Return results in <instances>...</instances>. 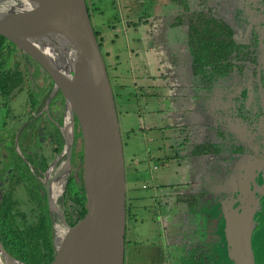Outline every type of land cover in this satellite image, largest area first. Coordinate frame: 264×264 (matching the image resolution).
<instances>
[{"label": "rangeland", "instance_id": "rangeland-1", "mask_svg": "<svg viewBox=\"0 0 264 264\" xmlns=\"http://www.w3.org/2000/svg\"><path fill=\"white\" fill-rule=\"evenodd\" d=\"M87 2H90V0H86ZM175 0H91V2L94 3V5L99 6L101 9H103V13H99L97 11L92 12L90 10L89 5V11H90V21L94 29L98 30L100 32L102 38H101V52L103 53V58L106 63L108 73L110 76V79L113 75H115V70L108 68V64L112 65L114 63V67L116 70H119V72L122 74V92L117 94L115 91H118L116 88L117 84V78H112V87L115 90L114 91V98H115V104L118 110V120L120 123V131L122 138L125 142L124 148H123V154H124V160L126 162V172H127V197L129 195H132L133 193L136 194V192H142V202L146 204L147 200H150V196H152L153 193L150 192L149 189L146 190L145 188H142V185L145 186L146 182H141L142 178H147L148 176V163L146 162L144 157V149H149L152 154H157L159 151H157V145L161 143L162 141L159 140L160 135H167L169 132H171L172 126H163V122H166L168 124V112H179V115L183 116L184 113H181V111L186 110L187 107H190L192 109H197V106L199 105L198 99L193 98V91L192 87L193 85H190L186 82L187 76H189L188 82L191 80L192 73L196 72V84L199 81L198 78V67H206L204 64H199L198 61V52L190 45L189 34L186 28V20L182 13H180V8H178L177 4L174 2ZM10 0H0V7L7 9V5L10 3ZM244 4L246 0H243ZM119 3V4H118ZM123 3V4H122ZM125 3V4H124ZM189 9H201L206 11L207 9H219L222 13L223 17L227 18V14L225 12V5L227 6V3L225 0H187ZM246 5V4H245ZM250 7H255V12L262 10L264 11V2L261 3V5L257 6V3H249ZM154 15L157 17V19H152L151 16ZM254 16L255 13L253 14ZM122 16H128L130 19H136L140 16H143V18L146 19V24H143L141 26H137L135 28L130 29L128 32L124 34V32H120L119 30L112 31L107 26L108 22L110 23L111 20H117L121 18ZM258 16V15H257ZM262 17L260 15L258 16V19L256 21H261ZM94 19H97V21ZM234 28V36L236 38H239L241 35H247V32L245 30V24H243L239 17H236L235 22L233 23ZM244 31V32H243ZM254 32V33H253ZM252 41L255 42V31H253ZM194 34V33H193ZM138 41H132V37H139ZM129 37V38H128ZM133 48L135 51H139L138 54L144 56L145 60H147V67H152L156 73L155 78L152 80V83L156 84L157 87V96H154L152 94H146L142 95L138 88L133 87L132 85V77L131 72L129 71V62H128V50L129 48ZM197 57L196 59L193 57ZM11 62L13 64H18V68L22 67V64L18 60L17 56H13ZM20 66V67H19ZM133 71V70H132ZM175 71H178V74L176 75L178 78L174 77ZM245 73L242 74H234L230 78H226L225 80L220 81L221 85H224L223 87H219L214 89V87L211 89H208L210 91L209 94H207V89H205L203 95H210L211 93H218L221 95V107L219 110L221 111V115L217 114V112H212L215 119H219L221 121L227 122L231 121L236 122L238 124L241 123V121H252L256 120V113H253L251 110V101L248 99V93L246 83L249 84V75L247 73V70H244ZM173 72V73H172ZM179 75V76H178ZM22 78V75H21ZM19 82L20 78L19 76L15 77L14 82ZM17 82V83H18ZM260 82V89L261 91H264V72H261V76L259 77ZM114 83V85H113ZM151 83V82H150ZM216 83V82H215ZM21 87V90L17 92L14 96V98L9 102V110L8 115L6 118L7 126L13 127L11 128H2L0 129V135L6 140H9L11 135L14 133L13 142L16 144V146L19 148L18 151L16 147H14V150L12 147L3 145L2 149L4 150V154L1 155V158L4 160L9 161V158H14L15 154L17 153L19 157L24 159L25 163H28L31 161V156L28 155V153L25 151L22 142H30V137L28 133L25 132L23 129H18V133L16 134V127L22 126L26 121V117L24 116V107H23V100H24V89L26 88V81L22 80L21 83H19ZM188 84V85H185ZM228 84V86H227ZM185 85V86H184ZM217 85H219V82H217ZM19 90V89H18ZM136 93H135V92ZM251 93L253 92L252 88L250 89ZM174 94V95H173ZM197 94L201 95V92L198 90ZM175 96L180 101H182V104L179 106L173 107V98L169 99V97ZM199 97V96H198ZM246 103L245 109L242 108L244 105L243 103ZM166 103V104H165ZM61 98L59 96V93L56 92L55 95H53L49 101H48V110L53 115L54 120L57 121V124H60L62 121L60 117V111H61ZM206 104V100H203V105ZM242 104V105H241ZM241 105V108L243 109L240 111L239 106ZM169 107V108H167ZM172 107V111L171 108ZM177 107V108H176ZM162 109V113L159 112H153V109ZM176 108V109H175ZM246 110V112L244 111ZM21 116H18V118H14L15 115H19L21 113ZM194 112V111H193ZM198 137L204 136V134L201 132L202 126L209 125V120L207 119V116L201 115L203 114L202 111L198 110ZM241 113L247 114L245 116L244 114L241 116ZM196 114V112H195ZM223 115V117H221ZM172 116V115H170ZM217 116V117H216ZM245 117V118H244ZM209 119L213 117H208ZM143 120V121H142ZM152 122L156 125V128H153L151 130L144 129L141 130L139 126H142L144 123ZM255 123V121H254ZM227 124V123H226ZM234 124V123H233ZM148 130V131H147ZM144 131V132H142ZM50 137L45 139L44 142H41L40 145L37 148V151L42 153L47 160L48 164H51L52 167L50 169V176L51 180L48 181V184L53 185V191L52 194L54 196L59 197L61 194V183L64 177L66 176L65 173H57V168L60 166V164L63 161L64 155L58 158L59 151H55L53 149V146H59L60 139L59 134H57L56 127L54 126L53 129L50 131ZM16 135V136H15ZM18 136V137H17ZM74 137L75 140L78 139V131L77 129L74 130ZM163 140V139H162ZM54 141V142H53ZM165 139L163 140V142ZM174 140H167L164 143H173ZM203 143H201L202 145ZM13 145V144H12ZM31 145V144H30ZM199 145V144H198ZM216 142L214 144L210 143V148L213 147V150L215 152L216 150ZM185 146V147H184ZM195 145L190 144L189 146L184 145L183 143L180 144L181 149L189 148L191 152L189 155L192 157L193 161L198 162L197 165L194 164V166L188 167L187 165H179L176 167V165H171L170 167V174L173 173L174 170H178L176 172L175 178H177V182L173 183L172 186H169L168 184L162 187L161 191H168L170 194H174V192H180L181 190H192L191 194H188L187 197L192 196V199L190 200L191 204H186L188 202L184 201L183 204H176L173 205L174 202H171L169 200H166L167 203H162L163 199L160 202L161 209L167 208L169 205H173L174 208H181V209H192L193 207H197V202L199 199L198 192H200L201 189L204 190V186L201 184V179H206L207 175H210L211 179L217 180L219 178L215 172L218 173V170H215L213 173V159H211V155L214 154L212 149L199 150L200 146H198V149H195ZM225 146V145H224ZM32 147V146H31ZM75 145L72 149V164L73 166V157L76 155ZM184 147V148H183ZM226 147V146H225ZM219 148V147H217ZM222 148V146H221ZM224 149V148H222ZM199 150V151H198ZM132 154L137 155L139 157V160L135 162V165L137 166L138 171L136 173H132V166H130L128 161V157H130ZM4 156V158H3ZM231 157V155H228ZM26 157V158H25ZM226 160L227 163L222 162V159H224L223 155L222 158H217L215 163V169H221L223 170L222 176H227V173L236 170L237 165L239 164V167L242 168L243 164L239 163L241 160H243L245 155L238 154L231 157L232 159ZM28 158V159H27ZM76 158V157H75ZM59 159V160H58ZM143 159V162H141ZM226 159V158H225ZM241 159V160H240ZM232 160V161H231ZM12 161V160H11ZM8 163V162H6ZM18 163L21 164V161L18 160ZM56 164V165H55ZM7 164H4L3 167H6ZM160 166L156 167L155 170L157 171ZM262 168V169H261ZM144 169H146V172H143ZM264 172V167H259L255 174L253 175V178L255 179V175H259L260 171ZM80 171V170H79ZM76 173V172H75ZM74 173V175H75ZM182 174V175H181ZM174 177L172 179H175ZM258 178V177H257ZM158 179L154 180V185L159 182ZM199 180V182L197 181ZM260 180V179H258ZM170 181V180H169ZM193 181V182H192ZM254 181V180H253ZM195 182V187H194ZM255 182V181H254ZM165 183H169L168 180ZM11 184L14 185L13 194L12 197L16 201L15 208L18 210V212L23 213L27 220L33 219L35 216V202L33 201L32 194L34 195L33 186L35 184V180L29 178V175L27 177H24V186L21 184H15L14 183H7L5 184V188L9 189ZM47 184V182H46ZM153 185V186H154ZM35 187V186H34ZM130 187V188H129ZM182 188V189H181ZM11 189V190H12ZM32 189V190H31ZM153 189V188H152ZM151 189V190H152ZM172 190V191H171ZM166 192V193H168ZM160 194L162 192H159ZM165 193V192H164ZM162 194L161 196H169V194ZM189 193V192H188ZM134 194V195H135ZM181 196V195H180ZM148 198V199H147ZM62 198L57 199L58 206L61 207L63 204ZM65 204V203H64ZM133 205H136V203L132 202V208ZM167 205L166 207H164ZM178 205V206H177ZM136 222L133 223L132 218L127 219L126 223V238L129 242V237H131L130 245L126 243L125 245V264H159V262L162 263L163 260H168L170 258V261L173 262L174 260H178V262H182V264H197L199 261V256L193 254V250L195 249V246L192 245L189 241L186 243L184 239L178 241L182 242V247H178L177 251L179 253V256H174V251L172 246L164 244L163 240L161 239L160 235L158 234V231H156L157 228H159L157 220L153 216H148L150 214L145 208L142 207H136ZM251 226H252V219H251ZM61 228V224L57 223L55 225V234H57L58 230ZM156 228V229H155ZM190 243V244H189ZM167 246H169L167 248ZM132 249L134 252L132 254L128 253L129 249ZM251 250H256L258 256L259 262H256L255 264H264V233L261 235V240L256 243V248L254 246V243L251 245ZM180 251V252H179ZM193 252V253H192ZM169 253H171L172 257H168ZM129 254V255H128ZM166 255V256H164ZM166 257V258H165ZM170 264V263H169Z\"/></svg>", "mask_w": 264, "mask_h": 264}, {"label": "water", "instance_id": "water-1", "mask_svg": "<svg viewBox=\"0 0 264 264\" xmlns=\"http://www.w3.org/2000/svg\"><path fill=\"white\" fill-rule=\"evenodd\" d=\"M12 3L14 7L10 3L7 9L0 7V34L32 57L59 89L69 113L70 130L64 148L67 162L73 118L80 133L85 210L68 223L48 201L50 211L59 217L63 228L54 238L52 258L47 264H123L125 174L120 124L86 1L13 0ZM16 4L20 7L15 8ZM214 126L216 140L211 143L218 145L215 152L213 147L204 151L212 149L214 163L222 155V162L227 163L228 155L233 157L242 150L230 131ZM219 171L221 176L225 173ZM248 176L245 167L237 194L248 187ZM224 192L218 190L215 196ZM225 206L229 210L224 220L228 258L234 264H255L250 246L252 206L243 204L240 210L229 203ZM0 256L12 264H25L8 254L1 242Z\"/></svg>", "mask_w": 264, "mask_h": 264}, {"label": "flooded vegetation", "instance_id": "flooded-vegetation-1", "mask_svg": "<svg viewBox=\"0 0 264 264\" xmlns=\"http://www.w3.org/2000/svg\"><path fill=\"white\" fill-rule=\"evenodd\" d=\"M225 2L227 3V6L225 5L226 10L224 13L228 15L227 18L222 16V13L219 9H213V14L217 17L222 18V20L231 29L228 39H232L234 43L238 42L240 44L249 42L254 46L253 52H250L246 57L241 59L242 64L240 66L235 65L234 60H232V75H239L245 73L244 70H247L250 81L249 84L246 83V85H248L247 91H249L248 99L251 101L250 107L252 112L256 113V120H252L250 122H247V120L241 121L239 125V127L241 128L240 133L235 131L234 125L231 121L224 122L219 119L214 120V116L213 113L211 114V111H215L217 112V114L221 115V111L219 110V108L221 107V96L215 91V93L204 96L202 98V104L197 106V109L191 110L190 107H187V111H181V113L185 112V115L183 116L179 115L180 111H177V113L170 112L171 114H169L172 116L168 115V120L170 125H172L171 132H169V134L167 135L159 136V140L162 141L161 143H159V145H162L164 139L165 141L175 139L178 147L181 143L186 146L193 144L195 145V149H198V146H200L199 150L201 151L204 150V148H210V143L216 140L212 125H219L220 127H224L228 131H230L232 137L234 138V141L239 145V150H242L241 154L246 156L243 158V160L240 159L241 162H239L243 164V167L240 168L238 164L235 172L231 171L227 174V176L221 177L222 180L219 184L213 182V179L210 178V175H207L206 179L204 180L201 179L200 182L204 186V190L201 189L200 192H198L197 198L199 200L196 201L197 207H193L192 209L188 210L177 208L175 217L178 223L176 225H174V222L172 223L178 230V234H176L175 238L172 239V243L176 241V249L174 248L175 254L173 257H176V255L179 256L177 249L178 247H180L181 249L182 242L178 241L184 239L186 243L189 241L192 245L195 246V249H192L194 253H192L199 256V261L197 264H234L232 260L228 258L224 246V220L225 215L229 211L226 208L225 204L229 203L231 207H236L237 210H240V205L243 204L252 206L250 246L252 245V243H254V246L256 248V243L261 240V235L262 233H264V172H262L261 170L259 175L257 176L256 174L255 179L253 178L255 171L259 167H264V91H261L259 82L261 72H264V11L260 10L256 13V6L250 7L249 5V3L251 2L254 4L257 3L258 6L261 5L264 0H246V5L244 4L243 0H225ZM254 13L256 16L253 15ZM257 15H260V17H262L261 21H256L258 19ZM236 17H239L240 21L245 24L244 31H249L247 32V35H241L239 36V38H236L234 36L235 31L233 28V23L235 22ZM185 29H187L188 34H190V28L187 25ZM223 29L224 31H227L226 26L223 27ZM253 31L256 32L254 34L256 39L255 42L252 41L251 37L253 35L250 34ZM7 40L8 39H3V45L0 47V129L5 127H7L8 129L11 128L12 130L14 129L13 127L7 126L6 122L9 110V102L14 98L15 94L21 90L22 86H20L19 83H21L24 78V80L26 81V88L24 89V111L22 110V112H24L26 121H24L25 123L22 126L19 125L15 129L17 131L16 134L19 131L18 129H23L26 133H28L31 140L29 143L22 142V145L28 155L31 156V161L25 163L24 159L19 157L16 152H14L15 156L13 159L9 158V161L2 159L1 155L4 154V150L2 149L3 145L12 147L13 151H15L14 147H16L17 151L19 148L13 142L14 133L11 135L9 140L4 139L2 135H0V197L5 190H8L11 196L13 194L12 188L14 187V185L11 184L9 189H7L5 188V184L15 182V184L24 185V177H27V175H29V178L35 180L34 186L35 188H38L42 207L44 209H47V212L50 215V219H52L51 228L55 238V225L59 223L61 224V228H63V223L59 220V217L54 212L50 211V204L52 207L56 208L63 215V217H65L63 206L64 204H62L61 207L57 204V199L61 198V194L59 197L52 196L51 198L50 196V183L48 184V181L51 180L50 169L52 165L47 163L46 157L42 153L38 152L37 148H39L38 146L41 142H44L45 139L50 137V131L55 126L57 134H59L60 136V139H58L60 141V144L59 146L54 145L53 149L55 151H59L58 158L61 156V154L64 155L62 163L57 168V173H65L66 175L61 183L60 190L62 193L63 185L68 175H74V173L76 172L74 175L75 177H77L78 173H81L82 176V167L80 162L81 152L79 151V149H81L80 133L77 127V122L75 118H73L72 146L70 149L69 161L67 162L66 150L64 149L65 136L67 132H65L64 128L65 125L69 122V113L64 105L61 93L59 89L55 87L52 79L49 77L47 72L32 57L24 53L11 41L10 42L12 44L8 42L9 40ZM229 40H225L224 38V41L226 42H228ZM13 56H17L18 60L22 64V67L19 66L20 68H18V64H13L11 62ZM252 56H254V58ZM193 58L196 59V56ZM209 65L210 64H206V67L209 68ZM173 74L174 77L178 78L176 76L178 74V71H175V73ZM197 74L199 78L200 73L198 71ZM195 75L196 72L192 73L190 82H188L189 76L185 77L186 82L194 86V84H196ZM17 76H19L20 78V81H17L18 83L14 82L15 77ZM198 82H200V80ZM219 84L221 83L219 82ZM216 88L219 89V85L216 86ZM251 88L253 90L252 93L250 91ZM192 91L194 98V95L197 94L194 87H192ZM56 92L59 93L62 101L60 111V117L62 121L60 122V124H57V121L54 120L53 115L48 110V101L53 95L56 94ZM171 98H173L174 100L173 107H180L182 101H180V99L177 100L175 96L169 97V99ZM203 100H206V104L204 105ZM243 104L244 105L242 106V108L245 109L247 105L245 102ZM241 105L238 108L240 109V111L243 110L241 108ZM171 109L173 108L171 107ZM198 110L203 111V113H206L208 111L206 114H204V116H207V119L209 120L208 127L204 125L202 126L201 132L204 134V136L200 137H198V132L200 131H198V127L197 125H195L198 124V116L195 114V112ZM244 111L246 112V110ZM22 112L19 113V115H15L14 118H18V116H21ZM244 115L247 116L246 113ZM210 116L213 118L209 119L208 117ZM75 129H77L78 131V139L76 140L74 137ZM201 143L203 144L201 145ZM74 145V148L76 150V158L73 157V166L71 167L72 149ZM18 160L21 161V164L18 163ZM42 161L44 162L42 163ZM3 162L4 164H7L6 167H3ZM64 163H66L65 167H63ZM191 164L194 166L193 163ZM245 167H247L249 171L248 187L246 188V190L243 189L244 195L243 192H239V194H237L236 190L239 187L238 184L241 180ZM197 181L199 182V180ZM221 185L222 187H220ZM149 187L148 189H150ZM223 189L225 191L223 194L215 196L218 190ZM191 191L192 190H188L189 193L186 190H181L179 193L177 192V196L175 199L176 203L183 204V202L186 201L188 202L186 204H191L190 200L192 199V196L187 197L188 194L192 195ZM158 195L160 196L161 194L159 193V190L155 189L152 196H150V200H147V202H149L147 204L146 202L144 203V208L150 214L155 213L154 215H156V217L161 215L157 212L159 211V207L161 205L160 201L156 199ZM49 200L51 202L50 204L48 202ZM166 200H169L168 196L167 198H165V204L167 203ZM33 201L35 202V199ZM166 206L167 205H165L164 207ZM36 207L37 205L35 204V208ZM166 209L170 210V206H168ZM65 221L67 222L66 217ZM162 238L163 236L161 237V239ZM252 255L254 262H259V260L257 259L259 255H257L256 250H252ZM168 259L169 262L166 259L168 264H182V262H178L179 259L175 261L173 258V262L170 261V258ZM163 263L164 261L162 260V263L160 262V264Z\"/></svg>", "mask_w": 264, "mask_h": 264}, {"label": "trees", "instance_id": "trees-1", "mask_svg": "<svg viewBox=\"0 0 264 264\" xmlns=\"http://www.w3.org/2000/svg\"><path fill=\"white\" fill-rule=\"evenodd\" d=\"M174 2L177 4L178 8H180V13L183 14L186 20V25L190 28L188 41H190V45L198 52V58H196L198 59L199 64H210L209 68L206 67V69L205 67H198V72L200 73L199 80H201V84H204L205 86V84L210 80L220 82L222 80H225L227 77L230 78L233 72L232 60H234L235 65L240 66L242 64L241 59L246 57L250 52H253L254 46L249 42L240 44L238 42L234 43L232 39L229 40L228 37L230 36L231 29L222 20V18L217 17L213 14V9L209 8L206 11L201 9H189L187 0H175ZM89 5H91V3L86 1V7L90 17ZM90 10H92V8H90ZM151 18L157 19V17L154 15H152ZM129 22H131L133 25H138L140 23L146 22V19L143 18V16H140L134 20H129ZM225 26L227 28V31H224L225 28L223 29V27ZM93 31L97 38L98 47L101 52V41L99 34L97 30L94 29V27ZM224 38L225 40L229 41H224ZM3 39L6 40V38L0 34V47L3 45ZM101 54L103 57L102 52ZM252 57L254 58V56ZM109 67L110 69H112V66L110 64H108V68ZM105 68L107 71L109 82L111 84L114 98L115 90L113 89L111 82H113L112 78L116 76L113 75L110 79L111 75H109L108 73L106 63ZM200 87L201 88H199V91L201 92L203 98L205 89H210L211 86L206 88L203 86ZM115 92L117 93V91ZM116 112L118 115L117 107ZM121 140L123 150L125 142L122 138V135ZM186 149L189 150L187 153L191 152L189 148ZM79 151L81 152V149H79ZM43 162L44 161H42V163ZM131 162L132 161H130L129 163ZM132 167L134 168L133 171H138L135 164H132ZM124 174L126 232L127 219L130 217H135V206L137 208H144V203L142 202L141 196H138L137 199H132L127 197L126 195L128 190V177L126 172L125 160ZM33 191L34 195L32 194V198L33 200L35 199V204L37 205V207L34 209L35 217L31 220H27L23 213H20L18 212V210H16V201L12 198L8 190H5L2 193L0 197V242L3 248L8 252V254L24 262L25 264H47L52 258L53 254L54 235L51 228L52 219H50V215L48 214L47 209H44L42 207L38 188L33 187ZM61 198L65 203H63L65 214L64 216L66 217L68 223H72L85 210V190L81 173H78L77 177H75L73 174L68 175L63 185ZM133 201H136V205H133L132 208ZM125 232L123 264H125V245L128 242Z\"/></svg>", "mask_w": 264, "mask_h": 264}, {"label": "crops", "instance_id": "crops-1", "mask_svg": "<svg viewBox=\"0 0 264 264\" xmlns=\"http://www.w3.org/2000/svg\"><path fill=\"white\" fill-rule=\"evenodd\" d=\"M90 3H91L92 12L97 11L99 13H101V12L103 13V9H101L97 5H94V3L91 2V0H90ZM95 20L97 21V19H94V21ZM129 20H134V19H130V18H128V16H122L121 18L118 19V21L117 20H111L110 23L108 22L107 26L112 31L119 30L120 32H122V33L124 32V34H125L126 32H128L132 28H135L137 26H141L143 24H146V22H143V23H140L138 25H133L131 22H129ZM97 32H98V30H97ZM98 34H99V37H100V40H101L102 36H101L100 32H98ZM139 38H140V36L139 37H132L131 40L132 41H138L139 42ZM138 52L139 51H136V50L134 51L133 48H131V47L128 50V56H129L128 57L129 58L128 59V62L130 63L129 64V66H130L129 67V71L131 72V75H133V77H132V85H133V87H136V89L138 88L139 92L142 95L146 94L145 96H147L148 94H152L154 96H157V91H156L157 90V87H156V84L155 83H152V80L156 76L155 75L156 71L152 67H147V65H146L147 60H145L144 56L139 55ZM111 66H112V70L113 69L115 70V76L117 78V84H118L116 86V88L118 89L117 94H119L120 92H122V85H123L122 74L119 72V70H116L115 69L117 67H114L115 66L114 63ZM200 86H203L205 88L211 86L210 87L211 89L213 87L215 89V87L218 86V85H217V82L215 83L212 80H210L209 82H207L205 84V86H204V84H201V82H198L197 84H194V86H193L194 89L196 90V93L198 92L199 88H201ZM222 86H224V85L219 84V87H222ZM209 93H210V91L207 89V94H209ZM194 96H195L194 98L200 100V101H198V103H199V105H201L202 104V95L199 96V94H196ZM167 108H169V107H167ZM161 111H162V109L161 110L160 109H156V108L153 109V112L159 113ZM171 111H172V109H171ZM197 112L198 111H196V115H198ZM169 113L170 112H168V115L171 114V113L170 114ZM206 113H203V114L201 113V115L204 116V114H206ZM221 117H223V115ZM241 117H242V114H241L240 118ZM163 123H164L163 126H167V125L168 126H172V125H170V124H168L166 122H163ZM233 123H234L233 125H234V128H235V131L238 132V133H240V131H241V128L239 127L240 124H238L236 122H233ZM139 128H141V130H144V129L151 130L153 128H156V125L154 123H152V122H148V123L142 124V126H139ZM142 132H144V131H142ZM156 147H157V151H159V152L157 154H154V155L152 154V152H150L149 149H144L145 153H144V157L143 158H145L146 162L148 163V166L149 167H147V168H150V169H148V171L146 169H144V171H143V172H146V171L148 172L147 173L148 174V176H147L148 179L142 178V181L141 182H146L145 183L146 185L145 186H142V188H145L146 187L145 188V193H147L146 190L150 186L149 187L150 188L149 190H150L151 193H153V191L155 189H157V190H159V192H162L161 195L164 192H165L164 194H169L170 197L168 196V199L171 202H174L173 205L175 206L177 204L176 203V200H175L176 199V196H177V192H174V194L172 195L168 191H164V190L161 191L162 187H164L165 185L168 184L169 186H172L173 183H176L177 182V178H175V176H176L175 174H176V172L178 170L177 171L174 170L173 173L170 174V170H171L170 167H171V165H176V167L179 166V165H187L188 167H191V166H193L191 163L197 165L198 162L192 160V157L187 153L189 151L188 149H186V148L185 149L179 148L180 146L179 147L177 146L176 141H173V143H164L163 142L162 145H157ZM211 159H213V157H211ZM138 160H139V157H137V155H135V154H132L130 157H128V162L132 161L129 164L130 166H132V164L134 165L135 162L138 161ZM212 161H214V159ZM141 162H143V159H142ZM214 164L215 163L213 162V170H212L213 173L216 170ZM158 166H160L158 168V170L157 171H153ZM133 169L134 168L132 167V170ZM136 172L137 171H133L132 173L134 174ZM219 172L220 171L218 170V173L217 172H215V173L217 175H219ZM173 177L175 179H172ZM218 177L219 178H217V180L213 179V182H215L216 184H219L220 181L222 180L221 179V177H222L221 175H219ZM158 178H159V180H158L159 182H157L154 185V180L155 179H158ZM167 180H168L169 183H165ZM220 187H222V185ZM166 192H168V193H166ZM143 193H144V191H143ZM143 193L142 192H136V194L133 193L132 195H129L128 197L129 198H132V199H137V197L138 196H142ZM161 195L160 196L158 195V197L156 199L158 201H160V202L163 199V202H164L165 201V198H167V197L166 196H161ZM133 203H134V201H133ZM173 205H169L170 206V210H168L166 208H163V209L159 208V211H157V212L159 214H161V215H159L158 217H156V215H154L155 213L148 214V216L151 215V216H153L155 218V220H157V222H158V225L157 226L159 228H157V229L155 228L156 231H158V234L160 235V237L163 236L162 240H163L164 244L172 246V248L174 250V248L176 246L175 245L176 244V241L174 243H172L173 242L172 239L175 238V235L176 234H178V230L176 229V226H174L178 222H177V219L175 217V213L177 211V208H174ZM134 212H135V217L132 218L133 223L136 222V210L135 209H134ZM173 222H174V225L172 224ZM130 239H131V237H129V242H127V244L130 243V241H131ZM130 244H128V245H130ZM168 247L169 246H167V248ZM132 252H134V251L130 248L128 250V253L129 254H132ZM174 254H175V250H174ZM168 257H172L171 256V253L168 255ZM163 261H164L163 264H168V262L166 260H163ZM159 264H160V262H159Z\"/></svg>", "mask_w": 264, "mask_h": 264}, {"label": "bare ground", "instance_id": "bare-ground-1", "mask_svg": "<svg viewBox=\"0 0 264 264\" xmlns=\"http://www.w3.org/2000/svg\"><path fill=\"white\" fill-rule=\"evenodd\" d=\"M23 2H24V0H22ZM13 2V0H11V2H10V7H14V3H12ZM12 3V4H11ZM17 6V7H16ZM16 6H15V8H18V7H20V5L19 4H16ZM64 130H65V132H67L68 133V135H69V130H70V125H69V122L65 125V128H64ZM63 156V155H62ZM59 160V159H58ZM66 163H64V166L63 167H65L66 165H65ZM56 165V164H55ZM53 185L52 184H50L49 185V192H50V196H51V198H52V196H54V194H52V191H53ZM50 198V199H51ZM65 215V214H64ZM64 219H65V217H64ZM62 230V228H60L59 230H58V232H57V235L60 233V231ZM0 264H12L8 259H3V258H1V256H0Z\"/></svg>", "mask_w": 264, "mask_h": 264}]
</instances>
